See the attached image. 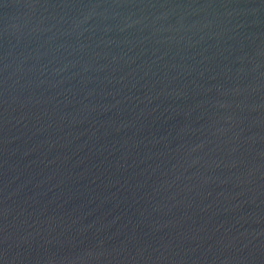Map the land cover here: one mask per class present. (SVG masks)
<instances>
[{
    "label": "water",
    "instance_id": "obj_1",
    "mask_svg": "<svg viewBox=\"0 0 264 264\" xmlns=\"http://www.w3.org/2000/svg\"><path fill=\"white\" fill-rule=\"evenodd\" d=\"M0 264H264V0H0Z\"/></svg>",
    "mask_w": 264,
    "mask_h": 264
}]
</instances>
